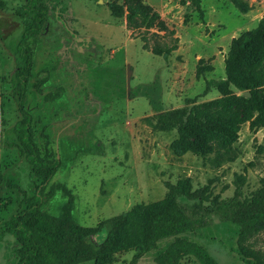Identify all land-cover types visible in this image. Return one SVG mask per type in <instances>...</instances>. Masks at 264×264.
Masks as SVG:
<instances>
[{"label":"rangeland","instance_id":"1","mask_svg":"<svg viewBox=\"0 0 264 264\" xmlns=\"http://www.w3.org/2000/svg\"><path fill=\"white\" fill-rule=\"evenodd\" d=\"M24 1L0 0V226L23 207L36 187L17 140L6 137L20 118L13 72L23 25L14 14ZM50 1L25 108L33 117L36 142L42 146L48 141L60 162L51 183L65 186L74 196L72 215L78 225L94 227L133 208L143 209L164 198L166 183L189 181L194 190L208 187L211 200L231 198L236 192L248 197L260 187L264 156L257 149L264 143V126L242 124L231 145V161L214 165L213 156L175 152L176 131H153L144 119L182 108L187 99L195 100V105L220 100L215 89L204 93L206 82L225 79L224 59L231 40L257 25L264 15V0H248L247 13L237 11L228 0H201L203 20L191 0H144L178 39L177 50L167 60L150 48L156 42L171 44L170 39L155 29L127 30L124 18H113L107 8L115 0ZM200 60L213 70L197 78ZM36 76L43 80L40 93L33 88ZM240 95L232 90L231 97ZM223 106L214 104L209 111ZM66 200L58 191L42 211L59 217ZM179 202L197 203L183 198ZM188 215L193 216L191 209ZM206 217L208 225L187 238L206 248L218 264H242L231 252L237 230L215 215ZM104 236L103 231L97 241ZM170 241L161 242L158 250L142 255L136 264H155ZM251 243L264 250V234ZM17 248L14 236L5 235L0 264H13ZM135 252L121 251L104 262L83 264H130ZM180 264L201 263L187 257Z\"/></svg>","mask_w":264,"mask_h":264},{"label":"trees","instance_id":"2","mask_svg":"<svg viewBox=\"0 0 264 264\" xmlns=\"http://www.w3.org/2000/svg\"><path fill=\"white\" fill-rule=\"evenodd\" d=\"M228 1L240 13L251 10L248 0ZM50 3V0H25L14 14L23 25L14 50L13 72V91L20 118L6 137L17 140L36 187L33 195L24 200L23 207L0 226V242L10 234L18 244L13 264L104 262L127 250L136 251L130 262L136 264L142 255L158 250L159 244L169 239L167 247L155 257V264H180L187 257L201 264H218L206 248L187 238L208 225L205 218L211 214L237 230L231 252L242 264H264V250L256 249L251 243L252 239L264 234V178L260 187L248 197L236 192L231 198L218 200L210 199L208 187L194 190L189 181L166 183L164 198L143 209L133 208L94 227H83L75 222L72 215L74 196L65 186L51 183L60 162L48 141L42 146L36 142L33 117L25 108L39 36L45 33L48 25ZM191 4L203 20L201 0H191ZM107 8L113 18H124L129 31L155 29L170 39L171 44L154 43L150 48L153 55L167 60L177 50L178 39L174 37V31L144 0H122L121 3L115 0L108 3ZM187 19L188 16L184 22ZM151 36L159 37L157 33ZM143 41V47L147 49V39L143 38ZM212 70L200 60L195 74L199 78ZM224 74L225 79L206 82L204 91L208 94L215 89L222 96L220 100L195 105V100L187 99L182 108L145 118L146 125L153 131H176L178 138L172 148L177 153L213 156L211 162L214 165L218 160L231 161V145L238 139L240 126L245 123L253 129L264 126V15L253 29L231 40L224 59ZM35 79L33 88L40 93L43 80L37 76ZM233 89L241 94L248 92L249 97H231ZM214 104L224 105L223 109L210 112ZM257 152L264 156V143ZM58 191L67 200L61 216L54 217L42 211V207ZM181 198L197 203L185 206L179 202ZM190 209L193 216H197L188 215ZM103 231L104 239L98 242Z\"/></svg>","mask_w":264,"mask_h":264},{"label":"water","instance_id":"3","mask_svg":"<svg viewBox=\"0 0 264 264\" xmlns=\"http://www.w3.org/2000/svg\"><path fill=\"white\" fill-rule=\"evenodd\" d=\"M242 95H243L244 97H249V93H248V92H243Z\"/></svg>","mask_w":264,"mask_h":264},{"label":"crops","instance_id":"4","mask_svg":"<svg viewBox=\"0 0 264 264\" xmlns=\"http://www.w3.org/2000/svg\"><path fill=\"white\" fill-rule=\"evenodd\" d=\"M262 4V3H261ZM263 5H264V2H263Z\"/></svg>","mask_w":264,"mask_h":264}]
</instances>
